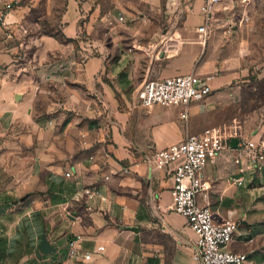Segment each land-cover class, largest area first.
I'll return each mask as SVG.
<instances>
[{"label": "crops", "instance_id": "0c3cea01", "mask_svg": "<svg viewBox=\"0 0 264 264\" xmlns=\"http://www.w3.org/2000/svg\"><path fill=\"white\" fill-rule=\"evenodd\" d=\"M201 3L180 17L138 15L96 28V11L66 0L59 33L53 30L54 0H23L7 13L13 37L0 48V163L6 150L30 171L15 166L13 183L0 185V264H77L70 251L78 235L72 248L80 254L103 246L87 264H197L195 232L185 216L169 209L172 167L151 169L144 156L217 126L223 96L248 71L219 15L228 0L216 6L206 42L198 33ZM43 18L50 26L37 29ZM93 29L100 34L87 42L85 32ZM91 50L94 55L87 54ZM189 73L212 92L191 102L187 119L180 106L141 105L143 81ZM204 171L208 190L199 202L210 205L216 222L238 220L241 186L229 179L242 177V168L232 152L224 150ZM94 186L101 196L74 200L78 190ZM8 203L22 209L10 226H24L38 244L45 233L56 251L42 258L11 253ZM237 245L233 241L230 249L247 253Z\"/></svg>", "mask_w": 264, "mask_h": 264}, {"label": "built area", "instance_id": "2783aa9c", "mask_svg": "<svg viewBox=\"0 0 264 264\" xmlns=\"http://www.w3.org/2000/svg\"><path fill=\"white\" fill-rule=\"evenodd\" d=\"M196 0H170L167 4V14L178 16L194 10ZM222 0H202L199 6L204 17L198 27V33L203 42H206L214 32L217 18L216 6ZM242 2L246 0H241ZM20 0H4V8L0 12V48L13 37L8 28L6 15L15 9ZM230 31V30H228ZM212 92V88L197 74L189 73L167 77L164 79H148L138 88V98L142 106L155 105L183 107L181 117L187 119L188 106L191 102L205 98ZM238 138V144L231 148L232 138ZM232 152V161L235 165L245 167L246 170L260 172L264 167V131L257 139L250 136H241L235 133L232 127L213 126L200 133L189 134L181 142L154 152L151 156L145 155L144 161L151 169L156 167H172L174 185L171 189L172 203L169 209L187 218L188 226L195 232L196 240L192 258L197 264H247V253L230 249L234 241L237 222L229 219L216 222L209 204H201L199 196L206 194L208 182L205 177V168L209 162H214L224 150ZM129 172V168L124 169ZM72 175L65 172L66 177ZM237 186H244L243 177L231 176L229 179ZM101 196L100 188L85 187L74 195L76 202L90 201ZM0 230V240H1ZM71 241L70 255L78 259L77 264H87L93 259V253L100 252L103 246L96 250L79 253L72 248L75 241Z\"/></svg>", "mask_w": 264, "mask_h": 264}, {"label": "rangeland", "instance_id": "374dc122", "mask_svg": "<svg viewBox=\"0 0 264 264\" xmlns=\"http://www.w3.org/2000/svg\"><path fill=\"white\" fill-rule=\"evenodd\" d=\"M22 1L20 0L18 6ZM54 1L53 30L59 33L61 31L59 19L64 11L66 0ZM168 1L81 0L86 4L90 14L97 12L100 23L95 25L96 28L99 26L114 27L119 25L117 21L125 23L126 17L138 15L153 18L165 17L168 15ZM225 6L219 9V15L226 20V24L232 32L230 42L237 46L240 56L245 59L248 71L245 77L239 83L231 86L223 96L220 103V122L217 126L232 127L235 133L241 136L252 137L253 134L258 133L260 136L264 131V0H246L244 2L228 0V4ZM102 22L105 23L102 25ZM39 25L37 29L43 30L46 25L50 26L45 18ZM95 30L85 32L87 42L100 34ZM25 33H28L27 30ZM106 39L109 42V36H106ZM87 54L94 55L95 53L91 50L87 51ZM3 155L6 159L0 163V185L7 186L13 183L15 166L21 167L22 173H29L28 163L21 164V160L15 161L12 155L6 154V150ZM241 168L245 183L244 186L238 188L235 194L238 198L237 206L242 213L240 218L235 220L237 231L234 241L235 244H238L235 250H243L248 253L247 264H264V167L258 173L246 170L245 167ZM8 206L11 209L9 222L6 223L8 231L6 238L11 240V253L18 256L25 255V253L34 255L35 249L39 246V240L35 236L29 235L24 226H21L20 229L16 227L14 230V227L9 224L17 221V216L22 210L21 206L12 207L11 203H8ZM43 229L45 231L44 226ZM4 249L3 246L0 247V251Z\"/></svg>", "mask_w": 264, "mask_h": 264}, {"label": "water", "instance_id": "95a60500", "mask_svg": "<svg viewBox=\"0 0 264 264\" xmlns=\"http://www.w3.org/2000/svg\"><path fill=\"white\" fill-rule=\"evenodd\" d=\"M168 6H170V0L168 1ZM182 15L183 14H179L178 16L180 17ZM237 144H238V138H236V137L232 138L231 143H230L231 148H235L237 146ZM135 229H137V228H135ZM56 249L57 248L50 243L47 236L43 235L39 246L35 249V255L38 258H42L43 255H47L51 252H54V251H56Z\"/></svg>", "mask_w": 264, "mask_h": 264}]
</instances>
